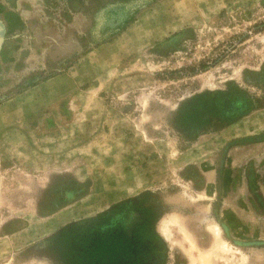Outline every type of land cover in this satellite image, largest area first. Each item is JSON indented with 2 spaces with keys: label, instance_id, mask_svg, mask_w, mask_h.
Wrapping results in <instances>:
<instances>
[{
  "label": "rangeland",
  "instance_id": "1",
  "mask_svg": "<svg viewBox=\"0 0 264 264\" xmlns=\"http://www.w3.org/2000/svg\"><path fill=\"white\" fill-rule=\"evenodd\" d=\"M151 1L0 0V264L146 212L158 264H264V0ZM230 91L244 112L179 127Z\"/></svg>",
  "mask_w": 264,
  "mask_h": 264
},
{
  "label": "trees",
  "instance_id": "2",
  "mask_svg": "<svg viewBox=\"0 0 264 264\" xmlns=\"http://www.w3.org/2000/svg\"><path fill=\"white\" fill-rule=\"evenodd\" d=\"M153 1V2H152ZM143 2L140 7L153 4ZM121 26L124 31L134 22V14ZM206 69L201 64L200 70ZM238 92L203 93L191 97L178 110L179 127L203 128L213 115L234 116L244 112L246 102L239 103ZM140 222L126 223L120 217L74 224L48 241L61 247L62 264H158L162 242L154 231L153 213ZM114 214L110 215L113 216Z\"/></svg>",
  "mask_w": 264,
  "mask_h": 264
},
{
  "label": "water",
  "instance_id": "3",
  "mask_svg": "<svg viewBox=\"0 0 264 264\" xmlns=\"http://www.w3.org/2000/svg\"><path fill=\"white\" fill-rule=\"evenodd\" d=\"M0 42H1V38H0Z\"/></svg>",
  "mask_w": 264,
  "mask_h": 264
}]
</instances>
